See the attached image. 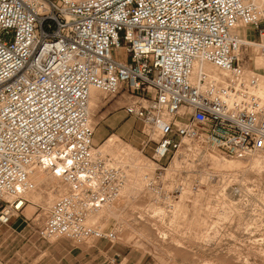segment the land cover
<instances>
[{
    "label": "built area",
    "instance_id": "built-area-1",
    "mask_svg": "<svg viewBox=\"0 0 264 264\" xmlns=\"http://www.w3.org/2000/svg\"><path fill=\"white\" fill-rule=\"evenodd\" d=\"M243 29L264 37V0H0V225L24 217L31 177L47 170L69 193L39 239L117 241L86 225L125 186L93 146L92 92L126 94L122 111L156 162L183 139L228 158L264 152V94L241 65Z\"/></svg>",
    "mask_w": 264,
    "mask_h": 264
},
{
    "label": "rangeland",
    "instance_id": "rangeland-1",
    "mask_svg": "<svg viewBox=\"0 0 264 264\" xmlns=\"http://www.w3.org/2000/svg\"><path fill=\"white\" fill-rule=\"evenodd\" d=\"M249 42L259 45L243 49L240 61L248 77L263 80L259 85L264 82V39L255 35ZM127 101L126 94L99 93L97 108L93 100L89 105L93 146L112 140L110 149L99 154L122 170L125 186L112 206L93 216L100 214L99 221L86 225L115 233L117 241L39 239L51 205L69 193L66 183L43 175L25 195L24 217L0 225V257L36 264L38 250L54 248L61 254L74 250L77 257L83 251L85 258L76 264H86L90 253H106L113 246V251L120 247L125 254H140L147 264H264V152L228 158L212 144L183 139L176 152L156 162L154 143L121 109ZM232 163L242 169L229 168Z\"/></svg>",
    "mask_w": 264,
    "mask_h": 264
},
{
    "label": "crops",
    "instance_id": "crops-1",
    "mask_svg": "<svg viewBox=\"0 0 264 264\" xmlns=\"http://www.w3.org/2000/svg\"><path fill=\"white\" fill-rule=\"evenodd\" d=\"M242 33L244 34V36H248L249 39H253L255 36V34L250 30L249 31L244 30ZM253 44L257 45V43H253ZM256 65L260 66L258 61H256ZM257 77L259 80H261L259 76H257ZM261 81H263V80H261ZM92 100L95 103V108H97V104L99 102V93L98 92H92L91 93L90 103ZM64 240H66V239H64ZM116 248L117 249H115L113 251V246H111V248L106 253H99V255H95V256L93 255V253H90L91 261H89L86 264H96L94 262L95 259H99V264H103V262L105 261L106 258L115 256V255L118 256L117 260L120 261L122 264H147L146 259L144 257H142L140 254L136 255L132 251L125 254L126 252L122 251V249H120V247H116ZM37 252L40 255L37 256L36 264H76L78 258L79 259H82V257L85 258V255H83L84 254L83 251L80 252V255L78 257H77L76 251H74V250H70L64 254L57 252L56 249H54V248L53 249L48 248V249H45L42 251L38 250ZM17 254L15 253V255H13V256H17ZM18 260H20V259H17L16 261H14L12 258H8L7 256L0 257V261L2 262V264H16V263L18 264V262H17ZM23 263H24V261L21 262V264H23Z\"/></svg>",
    "mask_w": 264,
    "mask_h": 264
},
{
    "label": "bare ground",
    "instance_id": "bare-ground-1",
    "mask_svg": "<svg viewBox=\"0 0 264 264\" xmlns=\"http://www.w3.org/2000/svg\"><path fill=\"white\" fill-rule=\"evenodd\" d=\"M263 39H264V37H263ZM251 46H253L254 44H250ZM255 46H257V45H255ZM263 47V46H262ZM263 49H264V47H263ZM263 61V60H262ZM207 72H209V73H211V74H214V69L213 68H211V67H205L204 68ZM258 94L260 95V96H262L263 94H264V82H261L259 85H258ZM89 105H90V101H89ZM153 138H155L154 136H153ZM112 140H107L105 143H103L101 146H98V147H96L95 148V150L97 151V153L99 154H101L102 152H105V151H107L108 149H110V145H111V142ZM113 145V144H112ZM118 149V148H117ZM120 152V151H119ZM133 152V151H132ZM117 153V152H116ZM263 153V152H262ZM119 155V154H118ZM103 156V155H102ZM104 156H105V154H104ZM116 156H117V154H116ZM120 156V155H119ZM126 158V157H125ZM136 158H138V157H136ZM117 160V159H116ZM125 161V160H124ZM115 162V161H114ZM120 162V161H119ZM127 162V161H126ZM112 164H114V163H112ZM119 164V163H118ZM124 164V163H123ZM258 164V163H257ZM120 165V164H119ZM122 165V164H121ZM120 165V166H121ZM126 165H127V163H126ZM116 166V165H115ZM122 166H125V165H122ZM130 167H131V165H129ZM228 166H229V168H241V167H238L239 165H237V164H234V163H232V165H230V164H228ZM228 166L227 165H225V167L226 168H228ZM249 166V165H248ZM247 166V167H248ZM174 167V166H173ZM224 167V166H223ZM222 167V168H223ZM224 167V168H225ZM253 167V166H252ZM116 168H118V167H116ZM127 168H128V166H127ZM132 168H134L133 166L130 168V169H132ZM136 168H140V167H136ZM118 169H120V168H118ZM142 169V168H141ZM242 169V168H241ZM245 169V168H244ZM121 170V169H120ZM137 170V169H136ZM229 170V169H228ZM235 170V169H234ZM140 172H141V170H139ZM146 171V170H145ZM236 171V170H235ZM138 172V171H137ZM136 174V173H135ZM43 175H45V176H51V177H53V178H55V179H57V180H59V181H62L63 183H64V181L62 180V179H60V178H58L57 176H55L54 174H52L50 171H47V170H44V171H37L32 177H31V181H32V183H33V188H34V186L36 185V184H38L40 181H42L43 180ZM139 176V175H138ZM137 178V177H136ZM135 178V179H136ZM133 185V184H132ZM134 187V186H133ZM130 194V193H129ZM102 210V209H101ZM103 211V210H102ZM99 212V211H98ZM97 212V213H98ZM97 213H95L94 215H96ZM109 213V212H108ZM160 213V212H159ZM103 214V213H102ZM106 214V213H105ZM94 215H91L88 219H87V223H92V221H95V222H97V221H99V219L102 217L100 214H99V216H97L94 220L92 219L93 218V216ZM114 216V215H113ZM92 219V220H91ZM95 222H93L92 224H94Z\"/></svg>",
    "mask_w": 264,
    "mask_h": 264
}]
</instances>
